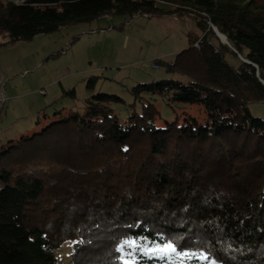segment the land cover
Returning a JSON list of instances; mask_svg holds the SVG:
<instances>
[{
  "label": "trees",
  "instance_id": "16d2710c",
  "mask_svg": "<svg viewBox=\"0 0 264 264\" xmlns=\"http://www.w3.org/2000/svg\"><path fill=\"white\" fill-rule=\"evenodd\" d=\"M178 13L201 33L161 62L182 79L132 88L139 112L132 104L122 121L111 108L122 100L97 94L1 147L0 264H56L65 242L72 264H126L140 244L165 243L215 264H264V122L248 108L264 102V0H0V33L26 42L105 15ZM145 94L199 105L206 121L159 128Z\"/></svg>",
  "mask_w": 264,
  "mask_h": 264
},
{
  "label": "rangeland",
  "instance_id": "374dc122",
  "mask_svg": "<svg viewBox=\"0 0 264 264\" xmlns=\"http://www.w3.org/2000/svg\"><path fill=\"white\" fill-rule=\"evenodd\" d=\"M201 33L196 20L186 14L133 17L105 15L87 23L60 27L26 42H11L0 33V150L7 142L38 133L69 111L83 112L88 99L97 94L116 96L111 108L125 120L135 106L141 110L132 88L166 79H182L166 72L161 62L173 61L188 48V33ZM230 62L234 59L228 58ZM95 86L88 90L89 79ZM74 91L72 96L70 91ZM157 107L165 121L193 117L204 124L199 105L175 103L143 95ZM133 104V105H132ZM249 112L264 122V102L248 104ZM61 113V114H59ZM169 244H140V256L124 258L126 264H215L202 257H187L176 251H161ZM173 247V246H172ZM174 248V247H173ZM72 242L55 250L56 264H72Z\"/></svg>",
  "mask_w": 264,
  "mask_h": 264
},
{
  "label": "water",
  "instance_id": "95a60500",
  "mask_svg": "<svg viewBox=\"0 0 264 264\" xmlns=\"http://www.w3.org/2000/svg\"><path fill=\"white\" fill-rule=\"evenodd\" d=\"M211 28H212V31L215 33V35L218 37V39L220 40L221 43L228 44V42L226 40V37L223 34H221L215 27H211ZM260 82L264 86V81L260 80Z\"/></svg>",
  "mask_w": 264,
  "mask_h": 264
},
{
  "label": "snow or ice",
  "instance_id": "6c2138e0",
  "mask_svg": "<svg viewBox=\"0 0 264 264\" xmlns=\"http://www.w3.org/2000/svg\"><path fill=\"white\" fill-rule=\"evenodd\" d=\"M161 251L167 252V251H175V249L172 247L171 244L167 245L165 249H161Z\"/></svg>",
  "mask_w": 264,
  "mask_h": 264
},
{
  "label": "built area",
  "instance_id": "2783aa9c",
  "mask_svg": "<svg viewBox=\"0 0 264 264\" xmlns=\"http://www.w3.org/2000/svg\"><path fill=\"white\" fill-rule=\"evenodd\" d=\"M11 1H13L15 4H19L22 2V0H11Z\"/></svg>",
  "mask_w": 264,
  "mask_h": 264
}]
</instances>
